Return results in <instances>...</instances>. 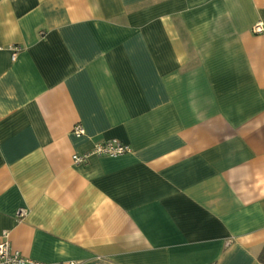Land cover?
Segmentation results:
<instances>
[{
  "label": "crops",
  "instance_id": "0c3cea01",
  "mask_svg": "<svg viewBox=\"0 0 264 264\" xmlns=\"http://www.w3.org/2000/svg\"><path fill=\"white\" fill-rule=\"evenodd\" d=\"M5 231L47 264H262L264 0H0Z\"/></svg>",
  "mask_w": 264,
  "mask_h": 264
},
{
  "label": "built area",
  "instance_id": "2783aa9c",
  "mask_svg": "<svg viewBox=\"0 0 264 264\" xmlns=\"http://www.w3.org/2000/svg\"><path fill=\"white\" fill-rule=\"evenodd\" d=\"M263 30L262 24L260 22L256 23L252 27V31L259 33ZM12 58H15L17 53L21 50V47L14 45L10 47ZM73 132L76 135L84 134V128L80 124H76L73 127ZM130 149L127 145L121 143L117 139H108L94 144L90 151L78 155L74 154L72 159L76 163L84 162L89 155H107V156H117L128 152ZM25 212L20 211L19 216L23 215ZM0 264H47L38 261L31 260L24 257L17 250L13 249L11 243L8 239V233L3 232L2 239L0 240ZM76 264V263H70Z\"/></svg>",
  "mask_w": 264,
  "mask_h": 264
},
{
  "label": "trees",
  "instance_id": "16d2710c",
  "mask_svg": "<svg viewBox=\"0 0 264 264\" xmlns=\"http://www.w3.org/2000/svg\"><path fill=\"white\" fill-rule=\"evenodd\" d=\"M258 260H259L262 264H264V245H263V247H262V249H261V251H260V253H259V255H258Z\"/></svg>",
  "mask_w": 264,
  "mask_h": 264
}]
</instances>
